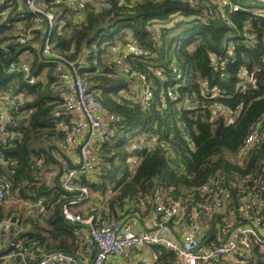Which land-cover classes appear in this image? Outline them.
<instances>
[{"label": "trees", "instance_id": "obj_1", "mask_svg": "<svg viewBox=\"0 0 264 264\" xmlns=\"http://www.w3.org/2000/svg\"><path fill=\"white\" fill-rule=\"evenodd\" d=\"M4 1L2 8L6 9L12 0ZM227 1L240 9L230 12L215 0H195L194 5L183 0H144L132 9L115 4L111 10L87 13L84 23L77 25L71 8L51 5L47 0L49 10L62 14L63 20L61 29L55 28L51 34L54 50L77 63L78 74L100 94L116 130L113 139L96 147L98 172L81 177V186L91 197L76 204L71 202L79 196L65 193L60 177L45 185L47 175L59 168L49 149L67 145L66 132L57 129L53 118L62 110L55 89L56 64L41 60L30 45L4 47L5 42L17 40L14 26L25 15L18 3L8 17L0 13V93L12 88L14 94L31 100L19 110L25 113L24 119L16 127H7L14 137L0 140V181L11 185L9 200L0 203V223L17 218L21 232L16 238L23 243L29 262H34L35 256L59 252L85 262L96 254L95 248L86 249L89 227L67 220L63 207L82 219H92V226L99 228L105 224H142L158 203L177 201L186 208L185 218L170 219L165 230L178 239L176 227L187 222L189 208L205 202L201 188L212 180L223 183L226 208L209 225L204 222L203 248L227 241L218 237L222 227L229 232L251 224L264 229V206L262 210L257 207L258 202L264 203V186L259 184L260 178L264 180V140L244 159L240 155L252 128L264 117V0ZM34 18L30 15L27 19ZM130 38L145 54L128 56L121 64L114 49ZM25 51L32 54L29 63L33 74L40 77L46 72L44 83L30 86L18 73L7 72ZM213 56L226 62V75L219 65L214 66ZM244 69L254 75L255 88L239 87ZM179 71L184 79L177 83ZM132 73L146 77L154 95L152 109L141 106V84ZM214 88L219 89V96L212 93ZM131 95L136 99L128 98ZM216 105L234 112V121L231 123L225 112L212 119ZM151 136L158 138V144L138 154L129 150L132 139ZM134 157H139L136 166L130 163ZM244 190L253 191L248 215L254 223L239 211ZM39 200L44 214L35 208H19V203L32 205ZM141 252L132 251L131 255ZM148 252L158 255L157 264H178L174 253L163 246L149 247ZM252 255L255 264H264L263 245L252 241ZM129 260L124 252L106 264H129ZM20 263V259L0 261Z\"/></svg>", "mask_w": 264, "mask_h": 264}, {"label": "built area", "instance_id": "obj_2", "mask_svg": "<svg viewBox=\"0 0 264 264\" xmlns=\"http://www.w3.org/2000/svg\"><path fill=\"white\" fill-rule=\"evenodd\" d=\"M144 0H51V5H66L71 8L77 15L75 24H82L85 16L90 12H101L111 10L115 4L119 7L132 9L135 4ZM158 2L161 0H146ZM184 2L194 5L195 0H183ZM221 8H227L229 11H237L240 8L234 6L227 0H215ZM4 0H0V13L2 16H9L14 4L18 3L19 11L24 13L15 26L14 37L16 41H7L3 44L30 45L36 48V53L41 60L47 63H55L56 95L62 101V110L57 111L53 118L55 125L60 131H65L67 135V145H57L51 151L53 158L59 165L58 171L49 173L45 179V185L50 186L54 177H60L62 189L67 194H77L79 199L71 204L83 203L87 201L91 194L86 187L81 186V177H91L97 173L96 147L99 144L109 142L116 136V130L110 122H104L101 119L103 115H110L109 109L101 103V96L98 92L90 89L83 78L78 74V66L74 61H69L64 56L54 50V44L50 41L51 34L55 28L61 29L63 20L62 14L49 10L47 0H12L8 8L4 9ZM264 16V13H261ZM35 16L34 19H27L29 16ZM26 18L27 20L23 21ZM40 32V34H39ZM251 38L250 34H246ZM39 39V40H37ZM36 42V43H35ZM4 49V48H3ZM114 52L117 61L121 64L128 56H142L145 51L142 50L136 40L129 39L125 45L119 49L115 48ZM232 47L228 50L227 57L231 55ZM32 54L29 51L20 55L19 62H13L8 67V73L16 72L21 75L23 81L30 86L38 82H45L46 72L40 77L35 76L29 63ZM214 66L220 67L223 75L227 74L226 62L219 61L215 56L211 58ZM83 63V61H82ZM125 71L129 67L125 66ZM158 76H162L157 71ZM141 84V94L139 102L145 110L152 109L153 92L147 86L146 77L143 74H131ZM183 73L179 71L176 76V82L183 81ZM241 89L250 85L256 87V79L253 74H249L245 69L241 72ZM178 85V84H177ZM10 89L0 93V140L13 138V133L7 131V127H16L24 119V114L19 111L23 106L31 102L29 97L24 94H14ZM215 96H219L218 88L212 89ZM223 107L216 105L212 109V119L216 115L225 112L226 118L232 123L236 114L232 111L223 110ZM32 109L30 113H33ZM264 117L252 128L251 133L246 138L241 151V159L248 156L250 151L264 140ZM158 144L156 136L137 137L129 142V150L132 152H141L148 147ZM152 145V146H151ZM165 148L164 144H160ZM75 156V157H74ZM74 157V159H72ZM3 157L0 155V160ZM139 157L131 159L132 166H136ZM264 166V161H263ZM259 184L264 186V180L260 178ZM43 187V186H42ZM201 193L205 202L199 207L189 208L190 214L185 224L180 225L177 232L181 235L180 240L171 239L163 234L165 223L170 219L177 218L179 221L185 218L186 208L177 201L168 203H158L153 212V225L150 231H138L134 223L105 224L102 227L95 228L92 226V219H82L74 215L67 207H63V213L67 220L75 223H81L89 227L90 240L86 249L91 251L96 249V254L88 261H79L73 255L66 253L42 254L40 258L33 257L34 262H29L26 252L23 251V243L16 237L21 232L16 222L12 224V219L0 223V240L3 236L10 235L9 248L7 252L0 254V261L13 262L20 259V264H106L108 261L119 258L124 252L130 250L136 252L141 250L130 258L131 264H157L158 255L154 252L146 251L152 246H163L176 256L178 264H255L252 255V241H256L264 246V229L257 228L254 225L242 226L235 231L228 228H220L217 232L219 239L227 241L216 247L202 249L205 241L204 222L209 225L211 220L220 214L226 208L227 191L220 181L212 180L203 185ZM252 190H244L243 197L240 200V213L244 219L253 222L248 215L249 198L252 196ZM11 196V185L9 182L0 181V203H7ZM20 207L35 208L39 213L44 214L45 208L42 201L34 204L19 203ZM264 203L258 202V209H263ZM19 207V208H20ZM177 220V221H178ZM254 223V222H253ZM11 229L14 230L11 238ZM123 261V260H122ZM118 262H121L119 259Z\"/></svg>", "mask_w": 264, "mask_h": 264}, {"label": "crops", "instance_id": "obj_3", "mask_svg": "<svg viewBox=\"0 0 264 264\" xmlns=\"http://www.w3.org/2000/svg\"><path fill=\"white\" fill-rule=\"evenodd\" d=\"M127 97V96H126ZM128 98H131V99H133V100H135L136 98L134 97V95H131V96H128ZM101 119L104 121V122H110L111 120H112V117L110 116V115H103V116H101ZM75 157V156H74ZM74 157H72V159H74ZM153 217H154V214L153 213H151L149 216H147L146 218H144V220H143V222H142V224H141V222H136V223H134V225H135V228H136V230H138V231H141V232H144V231H149V230H151L152 229V225H153ZM177 229L178 228H183V227H180V225L179 226H177L176 227ZM163 234L165 235V236H167V237H169V238H171V239H176V240H180L181 239V235L179 234V238L177 239L175 236H172V233L169 231V230H165V231H163ZM9 241H10V235L9 236H3L2 238H1V240H0V254H2V253H6L7 252V249L9 248ZM202 249H206V248H203L202 247ZM126 253H127V256L129 257V259L131 258V251L130 250H128V251H126ZM254 258V257H253ZM124 263H126V262H124ZM129 264H131V263H129Z\"/></svg>", "mask_w": 264, "mask_h": 264}, {"label": "water", "instance_id": "obj_4", "mask_svg": "<svg viewBox=\"0 0 264 264\" xmlns=\"http://www.w3.org/2000/svg\"><path fill=\"white\" fill-rule=\"evenodd\" d=\"M53 149H55V147H52L49 149V152H51ZM139 152L136 151L135 154H138ZM16 222V219H12V224H14ZM13 235H14V230L11 229V238H13ZM25 247H28V244L25 245Z\"/></svg>", "mask_w": 264, "mask_h": 264}, {"label": "rangeland", "instance_id": "obj_5", "mask_svg": "<svg viewBox=\"0 0 264 264\" xmlns=\"http://www.w3.org/2000/svg\"><path fill=\"white\" fill-rule=\"evenodd\" d=\"M129 138H130V137H128V139H129ZM129 141H130V140H129ZM129 141H128V142H129ZM7 205H8V206H10V205H12V204H11V203H9V204H7ZM19 207H20V206H19Z\"/></svg>", "mask_w": 264, "mask_h": 264}]
</instances>
